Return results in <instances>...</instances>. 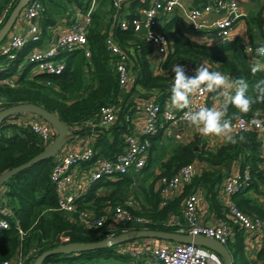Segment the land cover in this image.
I'll list each match as a JSON object with an SVG mask.
<instances>
[{"label": "trees", "instance_id": "trees-1", "mask_svg": "<svg viewBox=\"0 0 264 264\" xmlns=\"http://www.w3.org/2000/svg\"><path fill=\"white\" fill-rule=\"evenodd\" d=\"M15 1L0 0V14L6 7L10 10ZM41 1L44 4L39 24L42 32L49 23L54 22V13L60 9L61 4L59 0ZM74 1L80 7L87 8L91 0ZM121 2L123 4L118 12L119 6H116L113 0H96V4L89 12L90 21L86 32L89 54L85 53L84 47L60 48L56 55L65 59V66L59 72L39 69L32 75H27L29 63L21 65V69L15 72L21 56L23 57L29 46L33 44L32 39L27 40L25 46L21 47L13 58H10L7 53L0 52V78H6L8 75L13 77V82L0 80V108L19 102H34L55 112L69 126H72L96 115L102 104L116 103L120 109L118 120L109 128L99 129L94 146L95 154L100 156L113 157L120 152L124 145L125 134L130 131L124 113L128 111V106L132 104L136 93L158 94L159 101H157L163 109L166 101L171 97L174 81V73L171 70L160 71L150 63L152 48L150 42L137 35L131 25L122 27L119 24L121 18L131 19L137 16L140 8L147 5L149 0H121ZM124 3L129 4L128 11H124ZM249 21L262 22L261 12L252 15ZM182 25L199 30L177 14H173L162 24L161 29L169 34L171 42L167 56L159 67H167L181 59L189 60L198 67L204 65L210 71L230 77L232 81L244 79L249 85L247 95L253 97L256 95L254 85L264 80V68L256 65L248 57L240 43L239 35L223 41L208 42L191 37L183 30ZM109 33L128 53L129 60L132 62L135 77L134 87L131 90L123 91L120 88L115 68L119 53L109 48L106 41ZM28 42L31 43L28 45ZM254 47L255 50L258 49V46L254 45ZM254 69L257 70L254 71ZM230 92L234 95L235 89H231ZM226 103L227 99L223 102V106ZM227 112L226 118L231 120L240 115L248 116L258 112L264 114V102L253 104L247 113H242L228 104ZM19 114L16 113L14 116ZM14 116L0 124V172L28 160L45 146L41 137L29 125L11 121ZM158 132L149 135L152 145L147 162L138 171L137 177L140 179L137 190L146 202L140 204V210L136 212L152 218V222L147 224L150 228L173 229L161 221L170 213L178 212L182 198L195 190L198 185L205 187L214 209L222 215V203L218 200V184L224 176L225 165L237 159L240 160L241 173L245 164L250 163L251 178L232 193V198L240 209L246 213H255L264 220V203L248 193L250 190L263 191L257 188L260 183L264 184V174L257 167L260 157L257 159L253 153L246 154L247 148L242 144V140H248L252 145L258 141L254 131H241L235 135L236 143L224 142L215 150L208 148L199 136H194L186 143H174L168 157L160 165L161 173L171 175L182 165L194 161L202 163L201 172L193 176L179 196L169 200L163 206L159 205L160 192L152 187L156 176L153 182L147 181L146 172L155 160L151 152L161 138ZM52 160L53 156L32 163L13 174L3 185L4 202L12 211L6 216L9 226L0 227V261L9 259L18 252L24 255L35 248L23 263L33 264L38 254L63 242L104 239L109 227L105 224L103 226L84 225L78 219L77 210L85 207L98 210L107 202L122 203L126 200L124 199L127 196L125 190L133 181V176L129 173L116 179L95 181L84 195L77 198V210L71 214H65L57 208V193L49 176ZM104 185L112 186V188L106 193L96 192ZM127 225L129 226V223ZM119 226L121 223H115L118 232ZM132 227H140V225L130 224L129 228ZM243 235L242 229H236L233 240L226 242L232 255V264H264V242L257 252V257L250 258L245 252ZM121 256L124 255H119L111 249V246H106L71 254H49L42 264L47 262L106 264L103 261L110 258L122 259Z\"/></svg>", "mask_w": 264, "mask_h": 264}, {"label": "built area", "instance_id": "built-area-1", "mask_svg": "<svg viewBox=\"0 0 264 264\" xmlns=\"http://www.w3.org/2000/svg\"><path fill=\"white\" fill-rule=\"evenodd\" d=\"M113 3L119 6L121 0H113ZM90 9L91 7L84 11L81 17L74 16L69 22L68 29L59 34L53 43L30 47L25 52L23 57L32 64L33 70L43 69L52 72L63 70L65 59L57 56L56 53L60 48L66 46L84 47L85 53L89 54L86 32L90 21ZM43 10L44 4L41 0H28L20 11L29 21L26 29L13 33L7 45H0V52L7 53L10 58H13L27 40L32 39L36 42L40 39L42 32L37 17L41 15ZM8 11L9 8L6 7L0 14V25ZM211 12L224 13L208 17V13ZM169 13H183L184 17L195 28L210 29L215 34L216 40L223 41L232 37L234 23L240 15L239 0H205L200 4L190 6H186L184 0H149L147 5L140 8L137 16L131 19L124 17L119 20L122 27L131 25L136 33L150 42L152 48L149 60L158 70L169 71L174 65L179 64L184 66L186 73L194 74L198 66L189 60L181 59L167 67H159V64L167 56L171 42L169 34L161 29L160 20ZM106 41L113 52L119 53L115 68L120 88L123 91L131 90L134 87L135 72L132 69V62L129 60L128 53L113 39L111 33L106 36ZM240 43L247 54L254 53V44L247 36L241 35ZM260 47H264V42L258 46V48ZM2 80L8 81L6 78H2ZM11 80L13 82L12 77ZM225 91L226 89L218 90L217 95L224 96ZM210 94L196 93L190 95V108L180 110L179 113H175L168 105L161 109L159 102L148 101L143 105L145 113L143 124L133 116V107H138V105L134 101L135 98L132 99V104H129L128 111L124 113L130 131L125 134L121 151L113 157L96 155L94 143L100 128H109L118 120L119 105L116 103L102 104L96 115L72 125L76 130H81L85 134L87 144L82 145L79 149H69L64 144L53 156L49 176L55 185L57 208L65 214H71L77 210V198L81 196L86 187L91 186L95 181L116 179L130 171L141 170L147 162L151 146L149 135H153L162 129L165 137L172 134L179 137V133L173 131L172 125L176 126L179 120H187L184 116L185 111H196L200 107L210 108ZM18 120L21 121L15 120V122L29 125L41 137L45 145L55 136L54 128L39 117L32 116L27 120ZM231 122L234 135L241 131H254L256 136L262 139L260 160L257 162V167L264 174V114L258 112L248 116L240 115L232 119ZM72 126H69V129ZM70 131L72 134L73 130L70 129ZM207 146L209 147V145ZM161 170L160 167L155 172L154 187L160 192L159 205L163 206L183 192L184 186L196 174V167L194 162H189L179 167L171 175L161 173ZM250 178V169L244 168L242 173L231 176L223 184L218 193L222 199V215L218 214L219 217L213 224L204 222L200 216L198 202L201 190L198 188L182 198L178 212L170 213L161 222L171 226L173 231L189 234L200 233L212 236L225 244L233 240L236 229H242L243 234L261 240L264 238V220L255 213H246L240 209L232 198V193L239 189L241 184H246ZM2 195L3 188L0 192V227H8L10 223L6 216L12 210L10 206L5 204ZM136 210H140V203L126 199L122 203L107 202L98 210L85 207L78 209L77 212L78 219L86 226L107 225L109 231L105 238L108 239L131 229L129 228L130 224H139L141 228H150L147 224L152 222V218L137 213ZM115 223H121L119 232L115 228ZM110 246L115 253L128 257L131 264H222V259L217 253L192 242H177L143 236L120 241ZM34 250L35 248H32L24 255L18 252L9 259L0 261V264H23L24 259L28 258Z\"/></svg>", "mask_w": 264, "mask_h": 264}, {"label": "crops", "instance_id": "crops-1", "mask_svg": "<svg viewBox=\"0 0 264 264\" xmlns=\"http://www.w3.org/2000/svg\"><path fill=\"white\" fill-rule=\"evenodd\" d=\"M205 0H184V3L186 6H190L192 4H200L204 2ZM61 7L58 11L54 13L55 20L53 23H49L45 30L42 31L40 35V39L36 40V42H33V44L29 47H36L39 45H48L50 43H53L57 36L64 31L68 29L69 22L71 19L76 16V17H81L84 11H86L89 7H94L96 4V0H91L90 4L88 5L87 8H82L80 7L74 0H59ZM264 0H239V9H240V15L239 17L236 18V21L233 26L232 30V37L236 35H245L248 37V39L256 46H259L261 43L264 42ZM129 4L124 3L123 9L124 11H128ZM258 12H261V16L263 18V21H249L250 17L252 15L257 14ZM222 13H216V12H211L208 13V17L210 16H217L218 14H223ZM175 13H169L164 17L162 20H160V23L163 24L166 19L171 17ZM177 15L181 16L184 18L186 21H188L185 17L184 14H178ZM207 16V15H206ZM42 17V14L37 17V21L40 24V19ZM189 22V21H188ZM29 21L22 15L21 13L18 15L17 19L15 20L12 28L9 30L8 34L4 37V39L0 42V45H7L10 41V37L12 36L13 33L18 32V31H23L26 29ZM191 23V22H189ZM192 25V23H191ZM193 26V25H192ZM183 30L189 34L191 37L198 39V40H205L208 42H213L216 41V36L215 34L210 30L205 28L204 30H196L193 29L189 26L182 25ZM139 35V33H137ZM140 36V35H139ZM35 41V40H34ZM31 42H28V45ZM26 44V43H25ZM25 46V45H24ZM28 47V48H29ZM24 54V53H23ZM248 57L254 61V63L260 67L264 68V57L260 56L257 54V51L254 48V53H249L247 54ZM22 57V56H21ZM34 68H31L30 66L27 69V75H32L35 70ZM230 82L232 79L228 77ZM226 91H230L226 89ZM210 94V93H209ZM231 95V92L229 93ZM209 101H210V108H215V109H220L223 106V101L226 98V96H218L217 92H213L209 95ZM157 101L158 100V94L152 93V94H146L144 92H138L135 95V102L138 105V107H133V116L139 120L143 124V117H144V111H143V105L144 103L148 101ZM159 101V100H158ZM157 101V102H158ZM134 102V103H135ZM168 107H170L175 113H179L181 109H175L171 105V97L166 101V104ZM35 116L38 118L37 115L31 114L30 112H23L20 113L19 115H16L14 117L22 120H27L30 117ZM14 117L12 118L11 121H15ZM173 131H176L179 133V137L175 135H171L169 137H165L163 134L162 129L159 130L157 134H159V137L161 138L158 139L157 145L154 146L152 149V157L155 159L153 162L154 168L151 170L146 171L148 178L147 181L153 182V179L155 175L153 173L157 172L160 169L161 163L168 157L170 153V149L174 143H186L188 142L191 138L194 136H199L202 141H204L207 145H209L208 148L215 150L218 146H220L222 143L226 142L222 137H217L214 135H209V136H204L202 135L199 130L193 126L188 120H179L177 122V125H172ZM73 130V133L71 136L68 138V140L65 142V147H69V149L75 148L79 149L81 148L82 145H86L85 142V134L83 132L76 130L73 126L70 128ZM258 140L255 142L253 145L251 142L248 140H242V144L246 146V154L250 155L253 153L255 155V158L258 159L260 157V147H261V140L259 137H256ZM167 140V141H166ZM152 145V143H151ZM254 159V158H253ZM251 159V161L253 160ZM256 159V160H257ZM158 161V162H156ZM249 162V161H248ZM195 167H196V173L201 172V162H195ZM250 163H246L244 168H250ZM225 173L218 184V193L220 192V189L222 188L223 184L228 181V179L233 176L241 173V166H240V160H232L231 162L227 163L225 165ZM243 168V169H244ZM155 169V170H154ZM142 176V175H141ZM155 183V179H154ZM262 186V187H261ZM153 189L155 190L154 184L152 185ZM2 187H0V192H2ZM89 187H86L81 194L84 195L86 191L88 190ZM196 188L201 190L200 193V198L198 202V209L200 212V216L202 220L208 224H213L217 221L218 212L214 209L212 205V200L209 196L206 194V189L202 185H198ZM258 190H263V191H255V190H250L248 191L249 195L260 201L261 203H264V184L258 185L257 186ZM137 190V189H136ZM100 189H98L96 192H99ZM138 193V200L133 199V198H126L129 200H134L139 202L140 204L145 203V199L143 198L142 194L140 193L139 190H137ZM218 200L221 203L220 196L218 195ZM220 215V214H219ZM243 242H244V248L245 252L250 256V258L257 257V252L262 246V243L264 241L258 240L256 237L248 236V235H243Z\"/></svg>", "mask_w": 264, "mask_h": 264}, {"label": "water", "instance_id": "water-1", "mask_svg": "<svg viewBox=\"0 0 264 264\" xmlns=\"http://www.w3.org/2000/svg\"><path fill=\"white\" fill-rule=\"evenodd\" d=\"M27 1L28 0H16L12 5L4 21L0 25V42L4 39V37L8 34L9 30L12 28L15 20L17 19L18 15L20 14V11L22 10L23 6L26 4ZM122 4L123 2L120 3L118 12L121 10ZM23 112L33 113L39 118L46 121L50 126L54 128L55 136L38 153H36L28 160L0 172V187H2L7 182V180L17 171L31 165L32 163L40 159L54 156L71 136L69 125L64 120H62L55 112L34 102H19L0 108V124L5 119L8 120L9 117L14 116V114ZM143 236L163 238L177 242L196 243L206 249L212 250L217 253L222 259V264H232V255L226 244L212 236H207L200 233L189 234L180 233L173 230L141 227L131 228L127 231L120 232L108 239L104 238L97 241L88 242L67 241L61 243L53 248L47 249L38 254L35 257L33 264H42L44 258L49 254H71L85 249L106 247L120 241Z\"/></svg>", "mask_w": 264, "mask_h": 264}, {"label": "clouds", "instance_id": "clouds-1", "mask_svg": "<svg viewBox=\"0 0 264 264\" xmlns=\"http://www.w3.org/2000/svg\"><path fill=\"white\" fill-rule=\"evenodd\" d=\"M256 51L264 56V47ZM172 72L174 81L171 87V105L175 109L190 108V95L217 92L221 89H235L234 95H229L228 91L223 93L227 97V103L220 109L200 107L196 111L184 112L185 118L204 136L214 135L222 137L228 143H236L231 118H226L228 117V104L233 105L242 113H247L253 104L264 102V80L254 85L256 95L253 97L247 95L249 85L244 79L230 82L228 77L219 72L210 71L204 65L197 67L192 76H188L184 66L179 64L173 66Z\"/></svg>", "mask_w": 264, "mask_h": 264}, {"label": "rangeland", "instance_id": "rangeland-1", "mask_svg": "<svg viewBox=\"0 0 264 264\" xmlns=\"http://www.w3.org/2000/svg\"><path fill=\"white\" fill-rule=\"evenodd\" d=\"M8 60H11V59H8ZM7 61V60H6ZM2 63V62H1ZM25 63H29L27 60H26V58H24V57H21V59L19 60V62H18V67H17V69H16V73L21 69V65H23V64H25ZM2 64H4V63H2ZM29 66L31 67L32 66V64L31 63H29ZM172 71V70H171ZM13 78V77H12ZM6 79L8 80V81H11L12 82V80H11V77L8 75L7 77H6ZM0 80H2V78H0ZM14 119L16 120V121H21V120H18V118H16V117H14ZM11 119H9V121H10ZM15 122V121H14ZM167 141V140H166ZM86 144H87V142H86ZM156 162H158V161H156ZM154 163V162H153ZM153 163H151L150 165H149V167L147 168L148 170H151L152 171V169L154 168V164ZM155 170V169H154ZM139 172L138 171H130L129 172V175H131V176H133V181H132V183H131V185L125 190V192H127V196L124 198V199H126V198H128V197H130V198H133V199H137L138 200V193H137V188H138V182H139V178H137L138 176H139V174H138ZM112 188V186H108V185H104V187H102L101 189H100V191H99V193H106V192H108L110 189ZM261 241H264V238L262 239L261 238ZM67 242V241H66ZM64 243V242H63ZM122 257V259H114V258H110V259H108V260H105V261H103L104 263H106V264H128V262L129 261H127V259H128V257H126V256H121ZM123 257H125V260H123ZM130 264V263H129Z\"/></svg>", "mask_w": 264, "mask_h": 264}]
</instances>
